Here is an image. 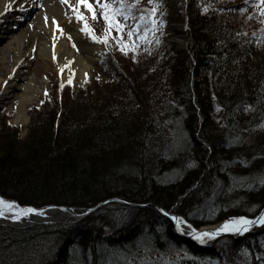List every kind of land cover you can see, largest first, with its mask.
Masks as SVG:
<instances>
[{"label": "trees", "instance_id": "trees-1", "mask_svg": "<svg viewBox=\"0 0 264 264\" xmlns=\"http://www.w3.org/2000/svg\"><path fill=\"white\" fill-rule=\"evenodd\" d=\"M231 1L154 0L164 20L159 44L125 55L110 40V78L62 105V121L43 103L23 138L2 127L1 196L98 206L54 224L0 225V264H122L121 254L154 264H264V226L235 244L228 236L197 243L160 211L199 227L264 207V15L258 0L235 2L253 20L247 27L228 14H238ZM173 3L186 25L182 50L162 39Z\"/></svg>", "mask_w": 264, "mask_h": 264}, {"label": "rangeland", "instance_id": "rangeland-1", "mask_svg": "<svg viewBox=\"0 0 264 264\" xmlns=\"http://www.w3.org/2000/svg\"><path fill=\"white\" fill-rule=\"evenodd\" d=\"M20 1L25 3V1L23 0ZM32 1L33 0H29L27 3L30 4ZM243 1L244 0H235V1L232 0L231 3L228 5V6L230 5L234 6L236 8L235 10L238 11L237 17L233 11L232 13L230 12L228 14H231L236 19L240 18L245 23V25L249 27L252 26L250 22H252L253 20L250 21V19L247 20L246 17H243L241 11L237 7L238 4L235 3V2L240 3ZM109 2L118 3V0H109ZM126 2L131 3L132 0H126ZM87 3L93 4V10L95 11V15H96L95 20L92 18L91 12L84 6L83 0L79 4L77 0H68L67 6H61L62 14L67 19H73L77 22H81V24L84 26L83 21L77 20L76 18L77 9H78L79 12L82 13L83 16L86 18L87 25L97 35H102L104 33L105 24L103 19L101 18L100 11L96 9L93 0H87ZM17 4L18 3H16L14 7H17L18 6ZM174 6L177 7L176 4L173 3L168 9V15L171 18V20L167 25L169 32L168 33L166 32L162 37V39L164 40V42L171 43L176 49L182 50L185 49L187 46L185 35L183 34L186 25L183 21H181L178 18L180 16V11L178 8H175ZM38 12L39 10L34 8L32 15L33 14L36 15ZM247 13L249 14L250 12L247 11ZM7 15H8L7 18L9 20H16L18 18H21L20 13L13 10L10 11ZM32 19L26 22H22L20 25H18L16 32L21 28L25 29L26 27H28V24L30 23V21H32ZM15 26L17 25L15 24ZM30 31L35 33L36 37L34 39L33 47L31 48L29 55H26V57H24L22 60V64L24 65V67L21 69V71H26L27 74L32 76L33 78L32 83L34 87L38 88L39 90L38 95L36 96V99L27 106V114H26L27 119L24 123H14L12 121L16 113V107H17L15 94L18 95L20 92L19 90H13L11 93L14 94V96L8 99L9 102L7 104H5L4 106H0V133L2 127L7 126L6 124L8 123L11 127H15L18 129L19 138H23L25 136L29 124L35 119L37 111L40 110V109L36 110V108H38L40 104L44 103L45 107L48 106V108L54 106V111H59L60 113H62L58 117V121L60 122L61 117L63 116L64 118V114H63L64 109L62 105L67 104V101H69L71 98H74V96L77 94V92L80 89L86 90L87 88L92 87L93 84L96 85L109 79L110 70L112 69V66H114L112 65L114 63L113 62L114 59L113 58L111 59L110 55L106 56L107 54L105 53V44L100 43L102 50L101 53L99 54V58L93 64V66L86 72L84 77L80 79L76 76V74L73 71L72 60H71L72 58H68L71 50L73 51L75 50L76 53L80 47L79 43L76 42L71 36L72 27H65V26L59 27L57 39L66 40L68 44L67 54H65V57H63L64 62L61 66H57V63L59 62V58L55 56L51 44L47 46L49 48V51L47 50L44 60L40 58L39 48L41 46L38 40L39 36L40 34L42 36H48V35H46L42 30H40V28L37 27V25H33ZM112 34L115 35V32H113ZM180 43H183V46ZM73 44H75V47H73ZM112 51L115 54V56H117L116 54H119L117 51H115L114 48L112 49ZM7 72H8L7 69H1L0 81L5 82L6 79H8L9 76L7 75ZM69 77H71V83L68 82ZM17 83H19L18 80H13V81L11 80L12 85L16 86L15 84ZM64 83H67L68 87L63 88L64 86L62 85H64ZM233 243L235 244L234 239H233Z\"/></svg>", "mask_w": 264, "mask_h": 264}, {"label": "bare ground", "instance_id": "bare-ground-1", "mask_svg": "<svg viewBox=\"0 0 264 264\" xmlns=\"http://www.w3.org/2000/svg\"><path fill=\"white\" fill-rule=\"evenodd\" d=\"M23 1L25 3L20 0H0V71L1 69H7V75L9 76L5 81L6 83L0 81V106L7 104L8 99L14 96L11 93L13 90L20 91L18 95L15 94L17 107L12 120L14 123H24L26 121L27 106L36 99L39 92L38 88H35L32 83V76L27 74L26 71H21L24 67L22 60L26 55H29L36 37V34L30 31L33 25H37L40 30L48 35L42 36L40 34L39 36L40 58L44 60L47 50L49 51L47 46L51 44L55 56L59 58L57 66L63 64V57L67 54L68 49L66 40L57 39L59 27H72L71 36L79 43L80 47L76 53L75 50H71L68 58H72L73 71L80 79L97 61L102 50L100 43L92 41L84 32L80 31V28L83 27L81 22L67 19L62 14L61 6H67L68 0H33L30 4L27 3L29 0ZM16 3H18V6L14 7ZM21 4L24 5L23 9L20 7ZM34 8L39 10L36 15H32ZM6 9L11 10L6 11ZM12 10L19 12L21 18L9 20L7 14ZM30 19L32 21H30L28 27L21 28L16 32L18 25ZM180 44L183 46V43ZM11 80H18L19 83L14 86L11 84ZM11 216L7 214L0 216V225L9 226L6 224L16 225L23 222L32 224V222L40 221V219L43 221H64L67 219V214L52 209L45 210L43 215L33 213L20 219H12Z\"/></svg>", "mask_w": 264, "mask_h": 264}, {"label": "snow or ice", "instance_id": "snow-or-ice-1", "mask_svg": "<svg viewBox=\"0 0 264 264\" xmlns=\"http://www.w3.org/2000/svg\"><path fill=\"white\" fill-rule=\"evenodd\" d=\"M78 4L82 0H77ZM84 6L91 12L92 18L95 20L96 15L93 10V4L87 3V0H83ZM96 9L100 11L101 18L104 21L105 29L102 35H97L88 25L86 18L77 9V20L83 21L84 26L80 28L81 32H84L92 41L96 43H103L107 45L109 41H114L117 50L127 55L129 52L135 53L139 48L140 43L151 44L155 42L160 43V40L156 38L155 33L162 29L164 24L163 19H158V2L154 0H148V4L151 7L142 8L137 3V0H132L131 3L126 0H118V3L109 2V0H93ZM260 5L259 11L261 15H264V0H258ZM21 9L24 5H20ZM11 9H6V11ZM204 11L208 8L204 7ZM163 15V13H159ZM131 21V23H129ZM55 23V21H53ZM115 32V35L112 33ZM152 33L151 39L149 33ZM240 35V33H237ZM246 35V34H245ZM255 35V34H253ZM75 47V44H73ZM135 59V55H133ZM69 83H71V77H69ZM6 83V82H5ZM63 86V85H62ZM247 110V109H245ZM238 139V138H234ZM264 184V179L259 181ZM44 209L20 206L16 201L5 200L0 197V216H4L6 213H13L12 219H20L28 214H44ZM165 215H168L164 209H160ZM171 220L174 222L175 230L182 234L192 236L200 243H205L209 239H214L222 233L242 234L248 231L253 225H264V211H261L258 216L252 218L245 216L230 217L226 219L221 225L211 230H197L192 225L180 216H171ZM148 251V249H145ZM120 260L122 264H154V262L148 257H139L137 260H133L129 255L121 254ZM107 264H112L111 260ZM170 264V262H169Z\"/></svg>", "mask_w": 264, "mask_h": 264}, {"label": "water", "instance_id": "water-1", "mask_svg": "<svg viewBox=\"0 0 264 264\" xmlns=\"http://www.w3.org/2000/svg\"><path fill=\"white\" fill-rule=\"evenodd\" d=\"M0 197H3L0 195ZM5 200H11V201H16V200H13V199H8V198H5L3 197ZM17 202V201H16ZM18 203V202H17ZM18 205L20 206H30V205H22L20 203H18ZM98 206V205H97ZM97 206H94V207H90V208H80V207H68V206H61V205H46V206H42V207H36V208H40V209H44V210H48V209H52V210H57L59 212H63L65 214H67V219L69 218H74V217H79V216H83L91 211H93ZM33 207V206H31ZM261 211H264V208L261 210ZM260 211V212H261ZM168 213V217L171 219V216L172 215H175L173 213H170L168 211H165ZM259 212V214H260ZM7 215H13V213H6ZM259 214H257L256 216H258ZM177 216V215H175ZM228 219V218H227ZM226 220V219H225ZM225 220L223 221H220L214 225H212L211 227L207 228V227H201L197 230H211V229H214L216 228L217 226L221 225ZM62 220H53V221H43L40 219V221H35V222H32V224H39V223H43V224H53V223H56V222H60ZM30 223H26V222H23V223H19V224H16V225H12V224H6V225H9V226H12V227H16V228H22V227H26V226H29V225H32ZM174 224V222H173ZM189 224V223H188ZM257 226H261V225H253L251 228L253 227H257ZM175 228V226H174ZM250 228V229H251ZM249 231V230H248ZM248 231H245L243 232L242 234H233V233H222L218 236H222V235H229V236H232V237H236V238H239L241 237L242 235H244L246 232ZM179 235H181L182 237H185V238H189V239H192L193 237L192 236H189V235H186V234H182L180 232H177Z\"/></svg>", "mask_w": 264, "mask_h": 264}]
</instances>
